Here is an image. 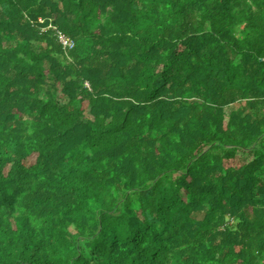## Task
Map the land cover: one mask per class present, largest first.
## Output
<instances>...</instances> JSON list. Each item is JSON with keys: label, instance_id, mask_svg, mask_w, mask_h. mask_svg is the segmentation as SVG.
<instances>
[{"label": "trees", "instance_id": "obj_1", "mask_svg": "<svg viewBox=\"0 0 264 264\" xmlns=\"http://www.w3.org/2000/svg\"><path fill=\"white\" fill-rule=\"evenodd\" d=\"M0 264H264V0H0Z\"/></svg>", "mask_w": 264, "mask_h": 264}, {"label": "built area", "instance_id": "obj_2", "mask_svg": "<svg viewBox=\"0 0 264 264\" xmlns=\"http://www.w3.org/2000/svg\"><path fill=\"white\" fill-rule=\"evenodd\" d=\"M58 38L60 43L63 45L65 50H73L75 48V43L70 38H68L63 33H58Z\"/></svg>", "mask_w": 264, "mask_h": 264}, {"label": "water", "instance_id": "obj_3", "mask_svg": "<svg viewBox=\"0 0 264 264\" xmlns=\"http://www.w3.org/2000/svg\"><path fill=\"white\" fill-rule=\"evenodd\" d=\"M228 220H229V218H228Z\"/></svg>", "mask_w": 264, "mask_h": 264}]
</instances>
